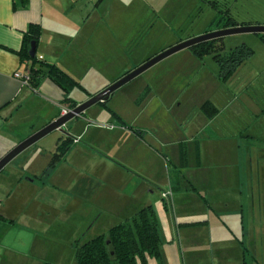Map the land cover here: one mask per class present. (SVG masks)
Returning a JSON list of instances; mask_svg holds the SVG:
<instances>
[{
  "label": "crops",
  "instance_id": "1",
  "mask_svg": "<svg viewBox=\"0 0 264 264\" xmlns=\"http://www.w3.org/2000/svg\"><path fill=\"white\" fill-rule=\"evenodd\" d=\"M134 2L135 0H0V159L15 145L55 119L62 107L70 108V101H67L66 97H71L78 104L110 85L94 87L84 81V77L88 75H86L87 71L90 72L89 77L96 74L99 77L102 76L100 67L89 65L85 60L88 54L86 47H99L103 42L115 41H119V45H125L129 31L135 27L133 19L125 20L131 13ZM145 3L148 2L143 0V9ZM32 24H38L40 27V35L35 42V56L47 64H55L78 82L68 93L47 74L39 79L35 87L23 83L21 79L14 76L17 71H25L29 67L31 60L23 56V47L24 35L28 33ZM192 36L195 35L187 37ZM123 52H125L124 49ZM141 63L143 61L132 66L130 62L120 70L115 66L111 77L120 78ZM99 102L97 103L104 108ZM257 105L261 106L260 117L263 118L264 107ZM87 111L88 108L81 116L71 121L68 125V133L54 130L50 132L52 135H49L52 137L46 134L47 136H43L21 151L0 170V248L8 247L5 242L8 239H14L11 241L14 245L13 250L16 251V242L19 243L17 248L22 249L25 246L21 235H27L31 237L26 246L27 252L31 251L33 240H37L39 235H44L39 231L40 223L47 222L46 231L40 230L51 234L53 239L56 233L64 228H69L71 232L69 238L80 237L85 232L84 229L96 220L110 223V228L131 217L141 206H152V202L143 195H136V199L131 195L137 190V185L134 183H128L127 187L132 186L128 188L115 184L118 181L119 169L122 168L127 172L136 171L131 170L132 168L124 169L122 165L128 159L132 162L135 159L132 143L136 139L139 142L144 141L142 128L127 125L116 110H113L115 114L111 113L112 117L116 118L115 121L100 123L91 121L93 118ZM215 114V112L207 114L208 119H214ZM73 127L75 129L71 131ZM108 131L111 132L112 137L106 140L101 136V132ZM221 133L219 128L207 132L203 139L204 150L201 149L200 142L195 141L197 147L193 153L198 170L201 171V156H204V166L207 167L218 165L217 161L218 166L222 167L220 161L228 159L231 153L226 154L225 150L220 149L217 152L209 150L212 140L223 139L225 134ZM67 136L70 137L68 150L50 166L52 154ZM240 136H243L242 133ZM244 138V143H249L250 139L257 140L252 134ZM83 139L88 144L83 142ZM42 140L48 144L47 148L40 145ZM105 142L107 143V147L103 146L105 150L96 152L111 164L109 169L101 166H86L79 158L72 159L73 162L69 160L74 151L78 154L86 148L91 149L89 145L92 143L101 145ZM35 144H38V147H35ZM180 145L179 170L169 177L168 186L173 192H177L171 200L172 207L181 209L180 211L183 212H179V216L176 215V224L172 232L175 230L177 239L185 238L189 243L193 241L194 236H200L199 233L204 229L207 230V236L210 232L209 211L214 212L218 220L216 222L218 231L211 238L207 237L208 246L206 247L213 255H216L218 261H215V264H259L256 255L253 254V250L257 252V248L259 249L256 240L259 234L256 232L255 236L251 237L252 233L248 232L246 223L257 220V214L261 212V202L259 201L257 205L255 200L246 199L243 189L238 187L239 181L234 177L232 183L228 179L230 185L212 178L206 183L208 186L210 183H215L218 192L238 191L236 203L234 204L231 199L227 201L222 196H218V199L215 197V201H218L217 208L213 206L214 202L210 204L207 201L208 204L205 205L207 208L200 212L195 210L196 207L192 208L186 203L183 204L185 208L182 210L181 200L184 194L189 196V191L195 192L201 189L198 187L201 180L194 178L193 175L183 174L185 172L182 169L191 167L194 163L190 161L191 155L185 147L186 143L181 142ZM125 153L128 154L125 155ZM245 154V152L243 155L240 154L241 162L242 160L244 162ZM249 162H252V156ZM70 181H73V184ZM184 182L189 188L180 189ZM119 188H122V191H117ZM116 192L123 194L119 195ZM188 200L189 197H187ZM105 207L111 215L107 214L102 219ZM132 207L136 208L129 211ZM223 213L229 224L221 218ZM70 215H76L73 223L70 222ZM43 216L45 219L42 218ZM233 217L238 219L235 220ZM259 221H262L260 215ZM235 227H239L242 232L240 240L234 232ZM232 236H234L233 239ZM86 237L87 232L83 234V238ZM215 237L218 238L214 239ZM235 239L238 241H234ZM259 242L261 249L263 245L261 237ZM174 252L177 254L176 249ZM181 252H183L182 248Z\"/></svg>",
  "mask_w": 264,
  "mask_h": 264
},
{
  "label": "rangeland",
  "instance_id": "2",
  "mask_svg": "<svg viewBox=\"0 0 264 264\" xmlns=\"http://www.w3.org/2000/svg\"><path fill=\"white\" fill-rule=\"evenodd\" d=\"M145 1L148 3H145L143 9V0H135L131 13L125 19H133L135 26L132 31H129L125 45H119V41H115L113 43L103 42L99 47H86L88 54L85 60L89 65L100 67L102 71L101 77L97 74L89 77L90 72L87 71L86 75H88L84 77L87 84L94 87L111 84L119 78L111 77L115 66L119 70L130 62L132 66H136L162 50L185 40L188 35L202 34L205 28L211 26L216 15V9L209 1H216L220 9L228 7L237 20H258L264 23V0ZM214 27L212 25V28ZM222 38L226 49L245 43L252 50L249 58L228 80L218 77L217 64L210 54L199 58L190 47H187L153 64L116 89L108 99L109 108L119 112L127 125L143 130L144 141L139 142L136 139L132 143L135 149L133 154L135 159L133 162L128 159L122 165L124 169L132 168L131 170L136 171L127 172L122 168L119 169L118 181L115 184L128 188L132 186L127 187V184L132 182L137 185V190L131 195L135 199L136 195H143L152 202L160 231L161 257L160 259L150 257L147 264H184V262L185 264H215V261H218L216 255H213L206 247L208 246L207 237L211 238L218 231L216 223L218 220L214 212L209 211L208 229L210 232L207 236V230L204 229L199 233L200 236H194L193 241L189 243L188 239H177L175 230L172 232L176 224V215L179 216V212H183L180 211L181 209L172 207L171 200L177 192H173L168 186L169 177L179 170L178 157L181 142L186 143L185 147L191 155L190 161L194 163L191 167L182 169L185 172L183 174L193 175L194 178L201 180L198 185L201 189L195 192L189 191V196L184 194L181 200L182 210L185 208L184 203L192 208L196 207L195 210L199 212L207 208L205 205L208 202L210 204L214 202L213 206L217 208L218 201H215V197L218 199V196H222L227 201L231 199L235 204L238 200V191L218 192L215 183H210L209 186L206 183L208 179L216 178L228 185V179L232 183L234 177L239 181L240 186L238 187L243 189L246 199L255 200L257 205L259 201L261 202V212L257 214V220L255 222L250 220L246 224L248 232L252 233L251 237L255 236L256 232L259 234L256 239L259 249L257 248V252L253 250V254L256 255L259 264H264V117H260L261 106L257 105L264 107V33L241 32ZM204 102L208 103L205 108H202L201 105ZM214 112L216 113L214 119H208L207 114ZM87 113L92 116L91 121L96 123L116 120L111 112L102 108L98 103L88 107ZM218 128L225 134V138L212 140L213 144L211 142L209 150L217 152L221 149L225 150L226 154H231L228 159L220 161L222 167L218 166L217 160H215L218 164L216 166H204V156H201L200 171L195 165L193 153L197 147L195 141H199L201 149L204 150V136L207 132ZM74 129L75 127L71 131ZM241 133L243 136H240ZM110 134V131L101 132V136L106 140L112 137ZM248 134L255 135L257 140L250 139L249 143H244V136ZM47 135L52 137L49 136L52 133ZM82 141L88 144L84 139ZM35 145L38 147V144ZM40 145L48 147L45 140H42ZM103 146L107 147V143L101 145L92 143L89 147L94 151L89 148L78 154L74 151L69 160L73 162L72 159L79 158L86 166H101L109 169L111 164L96 152L105 150ZM244 152L246 153L244 162L243 160L241 162L240 154L243 155ZM251 156L252 162L250 163ZM203 176L207 178H201ZM70 182L73 184V181ZM185 187L189 188L186 182L181 185L180 189ZM117 191H122V188ZM164 194L166 195L163 196ZM187 197H189L188 201ZM106 208L102 213V219L110 212ZM133 208L136 207H132L129 211H133ZM259 215L262 221H259ZM74 216L76 215H70L71 223H73ZM42 218L45 219L44 216ZM221 218L229 224L224 213ZM233 218L238 219V217ZM46 226L47 222L39 224V231L44 235H39L37 240H33L29 252L26 246L31 239L30 236L21 235L25 247L17 248L19 243L16 242V251L13 250L14 245L11 243L14 239H8L5 242L8 247L0 248V264H42L44 260L52 261L54 264H77L76 246L96 236L99 232L107 233L110 223L94 221L90 226L88 225V229V226L84 229L87 232L85 239L83 238L85 232L80 237L69 238L71 233L69 228L56 233L53 239L51 234L40 230H45ZM229 226L232 228L231 225ZM236 227L234 232L240 240L242 232L239 227ZM260 237L263 242L261 249ZM175 249L177 254L174 252Z\"/></svg>",
  "mask_w": 264,
  "mask_h": 264
},
{
  "label": "trees",
  "instance_id": "3",
  "mask_svg": "<svg viewBox=\"0 0 264 264\" xmlns=\"http://www.w3.org/2000/svg\"><path fill=\"white\" fill-rule=\"evenodd\" d=\"M209 2L216 9V15L212 20V24H210L211 26L205 30L206 32L237 25L263 23L258 20H237L228 7L220 9V7H217L216 1ZM212 25L215 27L212 28ZM39 35L40 27L38 24H32L28 33L24 35L23 56L31 60L27 68L30 74L29 84L32 87L37 86L39 79L47 74L68 93L69 90L78 84L76 79L55 64H47L35 55H30L31 43L37 42ZM190 49L199 58L210 54L217 64L218 77L222 80H228L232 77L236 70L252 54L251 48L245 43L226 49L222 37L200 42L191 46ZM65 99L70 101V108L77 104L71 97H66ZM99 103H102L103 107L109 112L115 114L108 106V99ZM207 103L204 102L202 107L205 108ZM117 117L119 118V116ZM69 140L70 137L67 136L58 144L56 152L52 154L50 159V166L68 150ZM160 242L155 211L151 205H146L141 206L124 222L111 226L107 233L98 234L78 244L75 248V258L77 264H147L148 257L160 259ZM43 264L54 263L44 262Z\"/></svg>",
  "mask_w": 264,
  "mask_h": 264
},
{
  "label": "water",
  "instance_id": "4",
  "mask_svg": "<svg viewBox=\"0 0 264 264\" xmlns=\"http://www.w3.org/2000/svg\"><path fill=\"white\" fill-rule=\"evenodd\" d=\"M241 32H252V33H264V24H252V25H237L231 27H225L213 31L204 32L199 35H195L193 37L187 38L173 46H170L161 52L157 53L156 55L152 56L148 60L144 61L134 69L127 72L122 77L118 78L110 85L106 86L92 97H89L85 101L78 103L73 108H69L66 113H61L55 117L52 121L46 124L44 127L40 128L29 137L15 145L10 151H8L1 159H0V170L8 164L17 154L21 151L35 143L37 140L45 136L46 134L54 131L59 130L62 133H68V125L76 119L77 117L81 116L82 113L90 107L92 104L97 103L99 101H104L109 98V96L120 86L124 85L128 81L132 80L140 73L145 71L147 68L152 66L153 64L157 63L161 59L169 56L170 54L187 48L191 47L195 44H198L203 41H207L214 38L223 37L229 34L234 33H241ZM36 52V43L32 42L30 47V55L34 56Z\"/></svg>",
  "mask_w": 264,
  "mask_h": 264
},
{
  "label": "built area",
  "instance_id": "5",
  "mask_svg": "<svg viewBox=\"0 0 264 264\" xmlns=\"http://www.w3.org/2000/svg\"><path fill=\"white\" fill-rule=\"evenodd\" d=\"M15 77L19 78L22 80L23 83L29 84V79H30V74L28 70H21V71H17L14 74ZM69 110L68 107H62L61 108V113H66ZM171 194V192H170ZM166 194H164L163 196H165Z\"/></svg>",
  "mask_w": 264,
  "mask_h": 264
}]
</instances>
